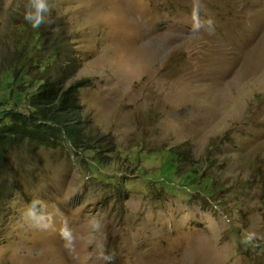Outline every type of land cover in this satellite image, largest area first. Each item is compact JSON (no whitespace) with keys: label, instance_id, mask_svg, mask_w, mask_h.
I'll return each mask as SVG.
<instances>
[{"label":"rangeland","instance_id":"obj_1","mask_svg":"<svg viewBox=\"0 0 264 264\" xmlns=\"http://www.w3.org/2000/svg\"><path fill=\"white\" fill-rule=\"evenodd\" d=\"M46 2L33 28L29 0H0V100L20 50L58 35L50 73L92 79L83 116L111 161L13 149L0 264H264V0Z\"/></svg>","mask_w":264,"mask_h":264},{"label":"trees","instance_id":"obj_2","mask_svg":"<svg viewBox=\"0 0 264 264\" xmlns=\"http://www.w3.org/2000/svg\"><path fill=\"white\" fill-rule=\"evenodd\" d=\"M41 42L31 50H20V56L14 57V65L8 69L12 77L10 96L14 100L10 104L0 100V170L11 151L25 145L26 140L53 147L63 144L79 156L92 150L93 161L110 164L111 159L105 157L112 152L113 145L103 141L102 136L91 131L88 133L80 103V91L90 86L92 79L77 80L64 86L49 70L61 55L58 35L52 42L46 36L45 54L36 51ZM20 58L23 62L19 61ZM31 65L41 67L43 74L30 75ZM34 86H37L35 90H31ZM173 159L175 161V157Z\"/></svg>","mask_w":264,"mask_h":264},{"label":"clouds","instance_id":"obj_3","mask_svg":"<svg viewBox=\"0 0 264 264\" xmlns=\"http://www.w3.org/2000/svg\"><path fill=\"white\" fill-rule=\"evenodd\" d=\"M199 7V5H197ZM49 12V5L46 0H29V3L26 5L25 19L31 23L33 28L39 27L40 24L45 22V14ZM212 20L209 19L207 24L212 25ZM197 28L200 27L199 20H197ZM8 160L5 163V166L0 170V194L4 189L9 188L11 193L15 188L11 185L13 176L7 170ZM3 216L2 203L0 198V218ZM37 216L35 211V202L27 209L26 217L30 220H34ZM95 227H99V224L96 223ZM66 232V229L64 230ZM112 257H106V259H111Z\"/></svg>","mask_w":264,"mask_h":264}]
</instances>
